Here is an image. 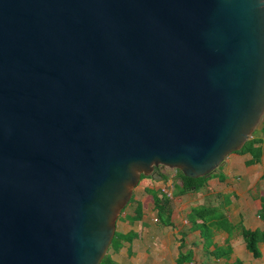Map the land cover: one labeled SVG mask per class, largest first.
Masks as SVG:
<instances>
[{
    "label": "water",
    "instance_id": "obj_1",
    "mask_svg": "<svg viewBox=\"0 0 264 264\" xmlns=\"http://www.w3.org/2000/svg\"><path fill=\"white\" fill-rule=\"evenodd\" d=\"M263 119L264 0H0V264H99L141 173Z\"/></svg>",
    "mask_w": 264,
    "mask_h": 264
},
{
    "label": "crops",
    "instance_id": "obj_2",
    "mask_svg": "<svg viewBox=\"0 0 264 264\" xmlns=\"http://www.w3.org/2000/svg\"><path fill=\"white\" fill-rule=\"evenodd\" d=\"M252 136L262 137L261 133ZM254 146L260 151L258 160L252 151H233L197 189L178 193L179 183L171 189L169 179L176 177V171L172 177L161 171L166 180L158 173L148 183L138 182L115 223V232L129 239L107 253L119 264H264V243L258 244L260 256L254 258L240 233L241 227L264 229V139ZM150 189L171 196L166 221L158 216ZM193 207L213 210L211 219L221 218L218 226L210 220V238H204L189 220ZM187 252L190 259L178 263L179 253Z\"/></svg>",
    "mask_w": 264,
    "mask_h": 264
},
{
    "label": "trees",
    "instance_id": "obj_3",
    "mask_svg": "<svg viewBox=\"0 0 264 264\" xmlns=\"http://www.w3.org/2000/svg\"><path fill=\"white\" fill-rule=\"evenodd\" d=\"M256 130L261 133L262 137L257 138L255 136H252L249 140H247L244 143L242 148L238 150L240 152L252 151L254 160H258V157L260 155V151L255 150L256 147L254 145L264 139V119L262 120L259 129ZM160 176L163 178V180L167 179V176L163 175L162 173H160ZM176 177H178L180 180V184L178 185V189H177L178 193H184L193 189H197L204 183L206 179V175L200 177H190L184 175L180 170H176ZM149 193L152 196V200L154 202V206L157 209L158 216L162 218L164 221H166L168 218V213H169L168 204L171 200V196L162 191L152 190V189L149 190ZM140 211H141V205H138L136 209L137 217L140 216ZM213 214H214L213 210H207L205 207H193L191 213L188 216L189 220L194 224V226L200 228L201 234L204 238L211 237L210 234L211 226L209 225L210 220L213 221L212 225L214 226H218L219 221L221 220V218L216 220L211 219ZM196 218H200L201 222L196 223ZM240 233L242 235L247 250L252 254L254 258L259 257L260 251L258 244L260 242L264 243V229L252 230L245 227H241ZM128 239H129L128 235H120L114 232V236L109 245V248L110 247L118 248L121 240H128ZM222 249H223L222 247L218 248V250L220 251H222ZM226 249H228V247ZM190 257L191 256L189 252H187L186 254L179 253L177 257V262L182 263L186 260H189ZM99 264H119V263L113 260L112 257L108 253H106Z\"/></svg>",
    "mask_w": 264,
    "mask_h": 264
},
{
    "label": "rangeland",
    "instance_id": "obj_4",
    "mask_svg": "<svg viewBox=\"0 0 264 264\" xmlns=\"http://www.w3.org/2000/svg\"><path fill=\"white\" fill-rule=\"evenodd\" d=\"M257 129H259V127ZM258 133H260V132L257 131V130H255L253 134L254 135H257ZM176 170H177L176 168H172V167L165 166V165H161V164L153 165V167L150 169V172H149L148 175H146L144 173H141L142 175H141V178L139 180V184L148 183V181H149L150 178H153V177L156 178V177H158V173H160L161 171H164L165 173H167L169 176L172 177V173H174ZM169 180H172L170 182V184H169V187L171 189H173L174 187L176 188V186L178 185V183L180 184V180H179L178 177L170 178ZM129 201H130V199H129ZM129 201H128V203H129ZM108 249H109V247H108ZM108 249H107V252H108Z\"/></svg>",
    "mask_w": 264,
    "mask_h": 264
}]
</instances>
